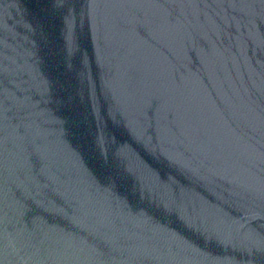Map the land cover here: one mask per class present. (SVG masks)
I'll return each instance as SVG.
<instances>
[{
	"label": "water",
	"instance_id": "water-1",
	"mask_svg": "<svg viewBox=\"0 0 264 264\" xmlns=\"http://www.w3.org/2000/svg\"><path fill=\"white\" fill-rule=\"evenodd\" d=\"M0 264H264V0H0Z\"/></svg>",
	"mask_w": 264,
	"mask_h": 264
}]
</instances>
